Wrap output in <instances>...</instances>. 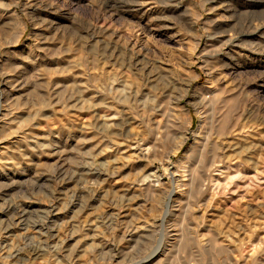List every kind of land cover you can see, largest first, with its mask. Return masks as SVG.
Returning <instances> with one entry per match:
<instances>
[{
    "label": "rangeland",
    "instance_id": "1",
    "mask_svg": "<svg viewBox=\"0 0 264 264\" xmlns=\"http://www.w3.org/2000/svg\"><path fill=\"white\" fill-rule=\"evenodd\" d=\"M0 264H264V0H0Z\"/></svg>",
    "mask_w": 264,
    "mask_h": 264
}]
</instances>
